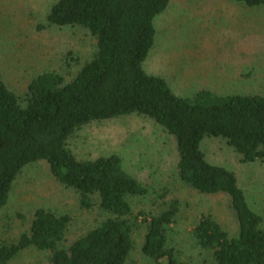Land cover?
<instances>
[{"label":"trees","instance_id":"trees-1","mask_svg":"<svg viewBox=\"0 0 264 264\" xmlns=\"http://www.w3.org/2000/svg\"><path fill=\"white\" fill-rule=\"evenodd\" d=\"M234 1L264 7V0ZM170 2L58 0L40 28L86 31L94 42L91 59L70 81L54 71L39 74L23 98L0 80V211L23 169L45 163L50 177L77 196L79 208L96 206L106 215L65 246L71 216L34 210L28 229L15 242L0 245V264L26 250L48 254L47 264H126L137 223L145 230L141 253L153 264H264L263 218L250 207L236 174L210 164L201 149L205 140H220L241 164L264 163V97L199 89L184 98L161 77L145 73L142 64L154 44V19ZM131 115L152 121L172 138L180 183L199 195L228 200L234 235L211 214L192 224L199 263L184 260L173 242L177 200L155 216L135 215L128 199L145 197L148 188L124 170L121 158L79 160L68 147L84 127Z\"/></svg>","mask_w":264,"mask_h":264},{"label":"rangeland","instance_id":"rangeland-1","mask_svg":"<svg viewBox=\"0 0 264 264\" xmlns=\"http://www.w3.org/2000/svg\"><path fill=\"white\" fill-rule=\"evenodd\" d=\"M57 1L0 0V80L18 97L23 98L30 81L43 72L54 71L70 81L95 50L93 39L82 29L40 28ZM154 29V44L142 68L164 79L176 95L192 98L199 89H209L218 95L264 97V7L234 0H171L154 19ZM67 144L79 160L121 158L124 170L148 188L145 197L128 199L135 215L155 216L177 200L173 242L184 260H202L190 236L202 214H211L230 235L236 232L226 197L202 196L179 182L174 141L152 121L131 115L91 124L75 132ZM201 149L210 164L236 174L264 227V163L241 164L220 140H205ZM37 209L71 216L65 246L106 218L96 206L89 211L79 208L77 196L50 177L45 163L31 164L16 179L0 211V245L15 242ZM144 232L143 224L137 223L126 264H153L141 253ZM47 257L26 250L8 264H47Z\"/></svg>","mask_w":264,"mask_h":264}]
</instances>
